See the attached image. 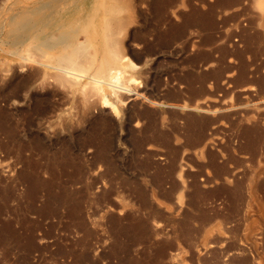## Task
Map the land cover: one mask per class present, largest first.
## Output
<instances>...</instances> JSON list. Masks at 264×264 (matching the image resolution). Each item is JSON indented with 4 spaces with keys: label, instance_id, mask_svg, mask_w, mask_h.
Returning a JSON list of instances; mask_svg holds the SVG:
<instances>
[{
    "label": "rangeland",
    "instance_id": "1",
    "mask_svg": "<svg viewBox=\"0 0 264 264\" xmlns=\"http://www.w3.org/2000/svg\"><path fill=\"white\" fill-rule=\"evenodd\" d=\"M0 264H264V0H0Z\"/></svg>",
    "mask_w": 264,
    "mask_h": 264
},
{
    "label": "bare ground",
    "instance_id": "2",
    "mask_svg": "<svg viewBox=\"0 0 264 264\" xmlns=\"http://www.w3.org/2000/svg\"><path fill=\"white\" fill-rule=\"evenodd\" d=\"M118 75H119V72H114V73H112L111 76L109 77V81H106V82H104V83L111 84L112 82H116L117 79H118V77H119ZM95 81H99V82H101L102 80H100V79H96V78H95ZM111 85H112V84H111Z\"/></svg>",
    "mask_w": 264,
    "mask_h": 264
}]
</instances>
